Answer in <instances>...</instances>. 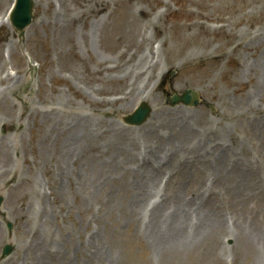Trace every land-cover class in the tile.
I'll list each match as a JSON object with an SVG mask.
<instances>
[{
  "label": "rangeland",
  "instance_id": "rangeland-1",
  "mask_svg": "<svg viewBox=\"0 0 264 264\" xmlns=\"http://www.w3.org/2000/svg\"><path fill=\"white\" fill-rule=\"evenodd\" d=\"M34 1L21 36L0 25V264H264V0ZM187 88L196 105L169 102ZM140 99L161 113L124 124ZM148 176L144 231L154 204L203 220L164 260L130 201ZM215 201L227 226L206 232Z\"/></svg>",
  "mask_w": 264,
  "mask_h": 264
},
{
  "label": "bare ground",
  "instance_id": "bare-ground-1",
  "mask_svg": "<svg viewBox=\"0 0 264 264\" xmlns=\"http://www.w3.org/2000/svg\"><path fill=\"white\" fill-rule=\"evenodd\" d=\"M102 5H105V3L102 4ZM99 6H101V5L97 4L96 5V9ZM106 10L107 9H105L104 7L98 8L99 12H105ZM8 22L9 21H8V18L6 16V14L0 15V25L1 24H8ZM97 22H99V21H97ZM141 42H139L138 44L135 45L136 49H138V50L141 49L143 41L141 40ZM151 54L153 55V51H152ZM150 67L151 68H155L156 64H153ZM142 74H143V71L141 70L134 78H137L138 76L140 78ZM126 75L127 74H124V76H126ZM154 75H157V73H155V74L153 73V75L150 74L147 80L152 79ZM116 77H113L114 79H116L115 81L125 80L127 78V76L123 78V76H121V75L120 76H116ZM261 77H263V76H261ZM114 79H112V80H114ZM131 82L128 83V85L131 83L130 86H129L130 88L128 89V87H126V89H125V91L128 90L126 92V94L128 96L130 94H134V93L138 92V88L133 85L135 82L134 81H131ZM147 83H148V81H147ZM257 86L261 87V83L260 82L257 83ZM143 93H144V90L139 92L140 95H142ZM146 98H147V96H146ZM152 112H154L153 113L154 117L158 116L161 113L160 111H155V110L152 111ZM152 112H151V114H152ZM121 113L123 114L125 112H121ZM176 115H177V113H176ZM85 121H87V118H85L84 120L82 119L81 125L84 126L83 123ZM73 125H75V126L74 127L73 126H69V128L74 129L79 124L77 122H75ZM151 125H155V121H151ZM190 128L191 127L189 125L183 124V127H182L183 130L189 131ZM62 133H64V131ZM66 142H67V140L64 142V144L61 147V149L64 148ZM169 142H172V141H170V139H169ZM208 144L209 143L207 141L206 142L204 141L203 144H202V147H206V146H208ZM214 144H215V146H213L212 148L208 147L211 153H213L214 151L218 150L219 148H222L218 143H214ZM76 147H77V145H76ZM172 147H173V145H172ZM179 147L180 148H174V147L173 148L179 153V152H181L183 150V146L182 147L179 146ZM175 150H170V151H166V152H169V153H171L173 155H176V151ZM62 152L64 154V150ZM195 153H198V151H194L192 149L189 154H185V155H190V154H195ZM194 158L196 159L197 162L202 161L201 157L194 156ZM184 162H185V164H187L189 162V159L185 158ZM256 178H258V177H256ZM150 179L152 180V176H148L147 179H144L139 184V187L137 188V192L135 194H132L131 195V199H130V201H131V203L133 205V214L135 216L137 215L138 208H140L139 226L141 224V221L143 220V217H144L143 214L145 213V210L147 209L148 200H146V199L148 198L147 195H150V191H151V189H148L149 184L151 182ZM256 182H257V184H259L258 180H256ZM257 190H258V193H260L261 195L263 194V190H262V188L260 186L257 187ZM197 195H198V193H196V195H194V196H197ZM256 195H259V194H256ZM145 196H147L146 199L144 200L143 203H141L142 200H143L142 197H145ZM190 203L193 204V205H196V206H201L202 205V203H197V198L191 200ZM212 205L215 206V208L214 209L212 208V209L215 210L217 215H220L221 213H219V211H218V208H217L218 206H216V201L213 202ZM174 206L175 207L172 208L171 210L166 211V212H170V213H168L165 218H164V213H163L162 215H158L157 218L152 220V216L154 215V209L156 207V204L152 205L149 208V210H147V212H151V217L149 218V225H147V228H149V226L152 224L151 227H150L151 231L149 232V229L147 231H144L141 228V226H140V231H143L145 233L148 232V235H149L148 238L152 242L150 244L155 247V251H157V254L160 257H162L161 260L165 259L164 256L171 255V252H170L169 249H174V248L183 249V247H180V246L181 245H186L187 243H185V242H187L189 240H192V242H193L194 239L197 236H199V232L198 233L196 232V225L195 224L196 223H200V222L203 221L202 220V221L194 222L193 217L192 216H188V213L187 214H183V213L181 214L180 212L176 213L177 210H181L180 208L183 207L180 203L174 204ZM209 219L214 224L204 223L202 226H203V228L207 227L206 232H212L213 229L215 228V226H219L220 228L227 226V222L225 224L223 219H222V214L219 217L216 216V215L209 216ZM200 227H201V225L199 226V228ZM250 227H252V230L250 229ZM199 228L197 229V231L199 230ZM246 229L249 232V235H247L248 241L255 242L258 245V247H262L263 250H264V228H262L261 226H252L251 223H250V224L247 225ZM206 232H204V233H206ZM252 232H255L256 235L255 234H251ZM132 233L134 235L138 236V234L135 233L134 231H132ZM204 233H202V234L204 235ZM221 233H223L222 230H221ZM245 233H246V231H245ZM176 244H178V246H175Z\"/></svg>",
  "mask_w": 264,
  "mask_h": 264
},
{
  "label": "water",
  "instance_id": "water-1",
  "mask_svg": "<svg viewBox=\"0 0 264 264\" xmlns=\"http://www.w3.org/2000/svg\"><path fill=\"white\" fill-rule=\"evenodd\" d=\"M32 8L33 3L32 0H15V6L11 14V23L14 29L20 34L23 33L24 28L31 22L32 18ZM196 94L192 92L191 90H186L181 95L175 94L173 97H171V101L173 103L176 102H183L185 104H197V99H195ZM149 107L145 103H141V105L134 111L133 114L126 117V122L128 123H135L139 124L142 121H144L149 113ZM1 197H0V203H1ZM7 227L10 229L11 224L8 223ZM12 246L7 244L3 248L2 255H7L11 252Z\"/></svg>",
  "mask_w": 264,
  "mask_h": 264
}]
</instances>
